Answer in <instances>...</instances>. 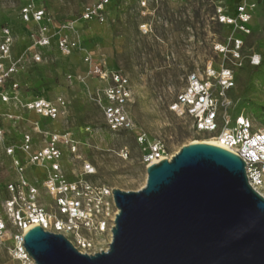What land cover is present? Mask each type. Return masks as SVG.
Masks as SVG:
<instances>
[{"label":"rangeland","instance_id":"rangeland-1","mask_svg":"<svg viewBox=\"0 0 264 264\" xmlns=\"http://www.w3.org/2000/svg\"><path fill=\"white\" fill-rule=\"evenodd\" d=\"M91 3L33 0L56 21L74 23L66 34L77 45V50L65 57L53 39L49 46L36 49L41 61L33 63L30 53L34 49L28 51L30 36L39 26L21 21L20 11L26 1L0 0V31H11L12 57L25 63L10 81L19 85L22 101L39 98L53 102L62 97L68 107L64 119L50 122L13 105L1 106L0 125L8 145H19L21 133L30 129L32 121H39L42 130L69 133L78 143L80 160L64 154L68 175L85 161L95 169L90 178L94 183L125 192L144 186L146 170L137 134L113 132L106 126L96 96L103 83L88 76L83 62L86 54L106 70L119 69L128 77L133 94L128 112L137 131L147 141L163 144L169 155L183 146L211 139L195 133L187 117H177L168 109L185 87L187 75L203 71L209 63L215 69L232 71L234 86L227 95L232 110L264 128V0H112L105 23L79 21L82 9ZM245 4L250 12L248 35L240 31L238 21V8ZM236 40L241 42L238 55L232 53ZM218 46L224 52L216 51ZM254 55L260 56L257 67L250 65ZM7 114L18 119L8 120ZM121 150L128 152L126 160L118 156ZM40 174L35 172V176ZM13 176L10 159L0 152V205L7 196L5 185ZM260 191L264 195V187ZM0 264L17 263L0 248Z\"/></svg>","mask_w":264,"mask_h":264},{"label":"built area","instance_id":"built-area-1","mask_svg":"<svg viewBox=\"0 0 264 264\" xmlns=\"http://www.w3.org/2000/svg\"><path fill=\"white\" fill-rule=\"evenodd\" d=\"M25 1L26 5L20 11L21 21L39 26V30L30 36L32 44L28 51L34 49L30 53L33 63L41 61L36 49L49 46L53 39L65 57L77 50L76 43L66 34L73 29L74 23L58 22L45 9L37 8L33 0ZM111 2L92 0L80 12L79 21L105 23ZM248 9L247 4L238 8L239 29L246 35L250 33L246 28L250 21ZM13 45L11 31L1 29L0 107L13 105L50 122L64 119L68 107L62 97L53 102L39 98L22 101L19 85L10 81L23 70L25 63L12 57ZM240 46L241 42L234 41V55H238ZM215 50L224 52L222 46ZM83 62L88 76L103 83L96 96L108 129L137 134L145 169L162 160L169 161L173 155L166 152L163 144L147 141L137 131L128 112L133 94L123 71L106 70L88 54L83 56ZM259 64L260 56H252L250 65L257 67ZM233 86L234 76L230 69H215L209 63L203 71L187 75L185 87L168 109L177 117H187L195 133L209 136L220 148L238 156L245 164L249 185L259 193L258 190L264 187V128L254 126L252 119L232 110V101L227 95ZM5 117L18 119L10 114ZM30 124V129L21 133L19 145H8L6 132L0 125V152L10 159L14 173V178L5 185L7 196L0 205V248L5 249L11 261L17 264H35L22 245L25 234L39 227L44 232L63 236L80 254L90 256L107 251L118 213L113 189L92 182L90 178L95 175V169L85 161L77 171L67 174L63 166L64 154L71 155L74 161L80 160L78 143L71 134L44 131L39 121ZM38 139L39 145L36 144ZM118 156L126 160L128 152L121 150ZM36 171H40V176H35Z\"/></svg>","mask_w":264,"mask_h":264},{"label":"water","instance_id":"water-1","mask_svg":"<svg viewBox=\"0 0 264 264\" xmlns=\"http://www.w3.org/2000/svg\"><path fill=\"white\" fill-rule=\"evenodd\" d=\"M145 170L139 190L112 191L107 251L80 254L39 227L23 237L25 251L35 264H264V197L238 156L191 143Z\"/></svg>","mask_w":264,"mask_h":264},{"label":"bare ground","instance_id":"bare-ground-1","mask_svg":"<svg viewBox=\"0 0 264 264\" xmlns=\"http://www.w3.org/2000/svg\"><path fill=\"white\" fill-rule=\"evenodd\" d=\"M195 143H197V142H195ZM200 143H204V144H208V145H213V146H216V147H221L219 144H217L215 141H213L212 139H210V140H204V141H202V142H200ZM143 187V186H142ZM258 192H259V194L261 195V196H264L262 193H261V191H260V189L258 190Z\"/></svg>","mask_w":264,"mask_h":264},{"label":"crops","instance_id":"crops-1","mask_svg":"<svg viewBox=\"0 0 264 264\" xmlns=\"http://www.w3.org/2000/svg\"><path fill=\"white\" fill-rule=\"evenodd\" d=\"M7 158V157H6Z\"/></svg>","mask_w":264,"mask_h":264}]
</instances>
